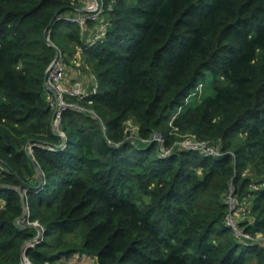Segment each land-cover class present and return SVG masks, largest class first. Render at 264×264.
Wrapping results in <instances>:
<instances>
[{"label": "trees", "instance_id": "obj_1", "mask_svg": "<svg viewBox=\"0 0 264 264\" xmlns=\"http://www.w3.org/2000/svg\"><path fill=\"white\" fill-rule=\"evenodd\" d=\"M85 1L0 0V264L37 235L14 226L21 197L7 187L28 190L24 225L43 231L34 264H264L261 243L225 222L234 186L251 200L241 227L264 238V0H101L90 34L70 20ZM52 46L81 50L97 81L65 97L83 111L62 112V149L43 84Z\"/></svg>", "mask_w": 264, "mask_h": 264}, {"label": "built area", "instance_id": "obj_2", "mask_svg": "<svg viewBox=\"0 0 264 264\" xmlns=\"http://www.w3.org/2000/svg\"><path fill=\"white\" fill-rule=\"evenodd\" d=\"M84 8H85L84 11L87 13L85 17H77L75 19H70L72 22H75L80 27V29L83 31L87 29V25H86L87 21L97 20L103 11L101 0H99V6H97L95 0H86L84 3ZM103 37H104V31H101L95 37V39H92L91 41L95 42L97 40L102 39ZM65 67L66 66H65L64 60L62 56L60 55L59 58L53 64L51 63L47 71L48 72L47 84L50 88H52L57 93L58 108H57V114H56V126L58 130H59V126L61 123V114L66 108H73L78 111H83V109L77 105L66 103L65 97L69 96V97H73L78 100H81V99H84V97L88 95V92L86 91V89L83 88L79 82H75L73 86H70V87L66 86L65 84L66 68ZM96 89L97 87L95 86L92 88L91 91L95 93ZM47 102L51 106L52 110H54L56 102L54 98L52 97V95L51 97L48 98ZM137 130H138V127L133 126L132 124H130L129 121L124 123V132L127 133L130 138L134 137ZM154 140L159 142L161 149L164 150L163 149L164 140L160 136L155 137ZM181 146H183V148H186V149H199L203 151V153H205L206 155H215V156L220 155L218 149L214 147H208L206 144L200 143V142H193V141L187 140L181 143ZM225 200H226L227 209H228L225 222H226V225L233 230L235 237L237 239H245V240L252 241L255 243L256 242L261 243V246L264 249V242L262 240L263 239L262 236L259 234L253 236L245 232L242 227H239V224L242 221H236V219H234L233 213L236 214V212H238V210L241 207L239 204L238 198L235 194L234 186H231L229 188V191L225 196ZM19 264H34V263H32L29 260V258L25 255L24 259L20 261ZM44 264H49V263L46 262Z\"/></svg>", "mask_w": 264, "mask_h": 264}, {"label": "rangeland", "instance_id": "obj_3", "mask_svg": "<svg viewBox=\"0 0 264 264\" xmlns=\"http://www.w3.org/2000/svg\"><path fill=\"white\" fill-rule=\"evenodd\" d=\"M85 3V2H84ZM82 10H85L84 6H82ZM85 12V11H83ZM87 13H85V15H81V13H77V17H85ZM98 24H102V20L100 17H98ZM98 29L100 27V25H97ZM94 33L93 28L89 27V29H86V33L88 34ZM98 35V34H97ZM96 36H93L92 39H95ZM91 39V40H92ZM65 63V68L68 69V73L67 75H65V84L67 87L73 86V84L75 82H79L80 84H82V87H85L86 89H90L93 87H97V81L95 79V77L87 70V66L84 62H82L81 60V50H78V52H76L73 56H64L62 57ZM72 71H77V74H72L70 72ZM71 75H70V74ZM96 84V85H95ZM200 87H198L199 89ZM194 98H191L190 101H192ZM130 124H132L133 126H136V123L133 122L132 120L129 121ZM236 194V192H235ZM239 204H240V209L238 210V212L233 213L234 214V219H236V221H243L245 218L248 217V213H249V208L251 207V200H247V199H243L240 201L239 196L236 194ZM239 227H241V224H239ZM263 238V237H262ZM264 239V238H263ZM259 241V239H258ZM51 264H92L91 260L87 257H82L80 255H72L69 258H64L60 261H56V262H52Z\"/></svg>", "mask_w": 264, "mask_h": 264}, {"label": "water", "instance_id": "obj_4", "mask_svg": "<svg viewBox=\"0 0 264 264\" xmlns=\"http://www.w3.org/2000/svg\"><path fill=\"white\" fill-rule=\"evenodd\" d=\"M95 1H96L97 6H99V0H95ZM81 11H84V10L81 9ZM52 47L55 50V56H54V59H53V62H52V64H53L59 58L60 53H59L58 49L55 46H52ZM47 78H48V72L44 76L43 84H44L45 89L52 95V97L54 98V100L56 102L55 108H54L53 113H52L51 128H52V132L56 136H59V137H61L63 139V142L59 146L56 147L57 149H62L65 146V137H64V134H62V133L59 132V130L57 129V126H56V114H57V108H58L57 93H56V91H54L52 88H50L48 86V84H47ZM33 146L34 145H33V142L32 141L31 142H28L27 145H26L25 151H26V154L29 157L31 163L36 168V171L38 173L39 183L35 187V189L38 190V189L41 188V185H42V174L39 172V170L37 169V167H36L33 159L31 158L32 147ZM7 188L12 189V190H15L20 195V197H21L22 214H21L20 217H18L14 221V226L17 229H19V230L27 229V228H34L37 231L36 237H34L33 239L27 241L26 243H24L22 245V248H21V261H22L24 259V256L26 255L27 249L32 248L35 244H37L42 239V237H43V231L36 224H27V225H24V223L26 222V220L28 218V207H27L26 202L24 200V194L26 192H28V190L26 189L24 191H21L19 188H13V187H7Z\"/></svg>", "mask_w": 264, "mask_h": 264}, {"label": "crops", "instance_id": "obj_5", "mask_svg": "<svg viewBox=\"0 0 264 264\" xmlns=\"http://www.w3.org/2000/svg\"><path fill=\"white\" fill-rule=\"evenodd\" d=\"M67 70H68V69H66V73H65L66 75H67V73H68ZM69 72H70V71H69ZM76 72H77V71H72V72H70V73H72V74H74V73L77 74ZM70 73H69V74H70ZM70 75H71V74H70ZM81 85H82V84H81ZM83 88H85V87H83ZM85 89H86V88H85ZM90 90H92V88H90L89 90L86 89V91H87L88 93L90 92Z\"/></svg>", "mask_w": 264, "mask_h": 264}]
</instances>
